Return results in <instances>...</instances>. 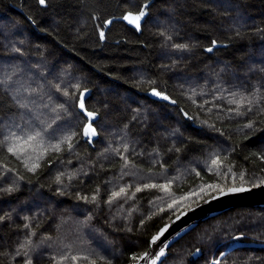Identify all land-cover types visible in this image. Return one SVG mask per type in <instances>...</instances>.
<instances>
[{
    "label": "trees",
    "instance_id": "1",
    "mask_svg": "<svg viewBox=\"0 0 264 264\" xmlns=\"http://www.w3.org/2000/svg\"><path fill=\"white\" fill-rule=\"evenodd\" d=\"M262 182L264 0H0V264H132L183 209ZM211 261L264 264V208L161 264Z\"/></svg>",
    "mask_w": 264,
    "mask_h": 264
},
{
    "label": "water",
    "instance_id": "2",
    "mask_svg": "<svg viewBox=\"0 0 264 264\" xmlns=\"http://www.w3.org/2000/svg\"><path fill=\"white\" fill-rule=\"evenodd\" d=\"M87 94L88 90L86 89L81 92L80 98L82 102L86 99ZM148 95L154 97L153 92H148ZM89 112L90 111L86 112L88 121L83 131L85 135V127L87 125H91V128L94 129V135H85L91 143L96 136V129L92 125V121L96 118V113L90 112L93 115L89 117L87 115ZM231 188H244L246 191L229 192ZM221 192L224 194L221 195ZM238 205L264 208V182L256 185L231 186L214 193L191 207L183 209L170 220L162 224L157 231L152 234L147 248L132 264H152L153 260L156 261V264H161L169 255L170 247L182 236L195 228L199 223ZM154 237L156 238L155 240H153ZM161 251L164 252L163 256L159 255ZM193 255L196 256L197 252Z\"/></svg>",
    "mask_w": 264,
    "mask_h": 264
},
{
    "label": "snow or ice",
    "instance_id": "3",
    "mask_svg": "<svg viewBox=\"0 0 264 264\" xmlns=\"http://www.w3.org/2000/svg\"><path fill=\"white\" fill-rule=\"evenodd\" d=\"M39 2H40L41 4H44V3H45V0H39ZM143 15H144V12H143V11H141L138 15H133V14L130 13V14H128V15H125V16H124V19L127 20L129 23L136 24L137 27H138V26H139L138 22H139V20L141 19V17H142ZM101 36H103V33H101ZM209 51H211V49H209ZM154 94L159 95V93H154ZM164 98L167 99V97H164ZM81 107L83 108V104H81ZM87 115H88L89 117H91L93 114L89 112V113H87ZM94 134H95V131H94V129L91 128V125H87V126L85 127V135H94ZM9 150L11 151V149H9ZM212 163H213V164H216L217 161H216V160H213ZM152 186L155 187V185H152ZM160 187H162V188H166L165 185H161ZM138 190H139V189H138ZM120 191H121V193H122L124 190L121 189ZM243 191H246V189H244V188H231V189H229V192H243ZM223 194H224V193L221 192V195H223ZM118 195H120V193H113V197H116V196H118ZM170 207H171V205H170ZM155 239H156V238L154 237L153 240H155ZM159 255H160V256H163V255H164V252L161 251ZM152 264H156V261L153 260V261H152ZM214 264H216V262H214Z\"/></svg>",
    "mask_w": 264,
    "mask_h": 264
},
{
    "label": "rangeland",
    "instance_id": "4",
    "mask_svg": "<svg viewBox=\"0 0 264 264\" xmlns=\"http://www.w3.org/2000/svg\"><path fill=\"white\" fill-rule=\"evenodd\" d=\"M128 15V14H127ZM133 15H135V14H133ZM141 20V19H140ZM140 20H139V22H140ZM127 21V20H126ZM128 22V21H127ZM139 22H138V24H139ZM129 23V22H128ZM131 25H134V26H137L136 24H132V23H130ZM214 262L213 261H211L210 262V264H213Z\"/></svg>",
    "mask_w": 264,
    "mask_h": 264
},
{
    "label": "bare ground",
    "instance_id": "5",
    "mask_svg": "<svg viewBox=\"0 0 264 264\" xmlns=\"http://www.w3.org/2000/svg\"><path fill=\"white\" fill-rule=\"evenodd\" d=\"M193 206V205H192ZM191 207V206H190Z\"/></svg>",
    "mask_w": 264,
    "mask_h": 264
}]
</instances>
